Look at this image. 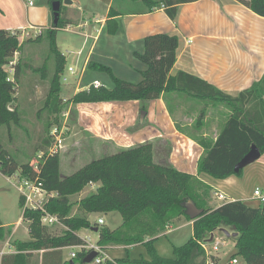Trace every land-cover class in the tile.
Instances as JSON below:
<instances>
[{
    "label": "trees",
    "instance_id": "1",
    "mask_svg": "<svg viewBox=\"0 0 264 264\" xmlns=\"http://www.w3.org/2000/svg\"><path fill=\"white\" fill-rule=\"evenodd\" d=\"M54 1L61 3V14L63 0H48L50 10ZM130 1L141 2L144 5L142 10H145L142 13L163 9L167 17L174 21L180 5L199 0ZM235 1L264 18V0ZM116 15L110 7L107 15L110 34L116 32ZM66 26L67 21L59 15L56 25L52 23L50 28L41 29L40 34L24 39L20 45L17 41L18 31L0 29V126H6L8 130L11 127L18 130L24 128L16 105L21 75L20 60L15 65L11 78L5 69L14 55L19 54L25 44L37 43L45 36L49 41V53L55 60L51 76L46 64L37 68L26 65L28 70L47 83L42 107L36 113L38 120H41L43 114L47 116L42 145L36 147L38 150L35 153L32 151L34 155L31 160L19 165L0 145V173L6 177L17 175L19 179L27 181L37 178L43 189L53 194L46 202L45 210L48 214L56 216L64 227L58 233L51 232L49 227L41 225L42 214L39 211L24 209L22 220L28 224L29 240L14 241L11 245L14 253L3 254L0 264H66L61 263L60 250L82 245L84 241L78 236V232L92 228H97L96 243L102 249L113 246L145 247L148 260H131L126 257L114 260L116 264H207L200 242L206 241L209 235L223 227L237 234L234 238V257H241L245 264H264V207L251 208L235 201L211 209L208 204L211 188L197 176L179 172L172 165L155 164L150 143L121 149L115 154L92 160L67 177L60 175L59 154L49 152L54 143L52 134L50 135L52 126L55 124V129H60L61 116L67 104L144 102L158 99L165 94L183 93L200 101L223 105L231 112L215 141L193 137L204 149L197 162V173L217 180L231 176L240 177L243 169L235 173L234 168L250 151L251 146H255L261 155L264 154V76L234 97L186 73L177 72L171 76L170 71L176 61L177 37L156 34L144 38L143 53L133 54L147 67L142 72L141 82L131 84L122 81L113 75L110 68L90 63L89 70L106 73L114 87L108 89L103 86H91L64 102L60 97V90L66 60L58 51L56 34ZM142 110L144 111V108ZM50 116H53L52 123ZM35 164L39 167V173L34 170ZM90 184H98V187L80 199L76 214H71L73 204L70 198L81 193ZM19 203L23 205L21 196ZM187 203H192L202 210V215L191 220L186 215ZM111 212L118 213L122 219V224L115 230L100 227L97 221L92 225L87 219L91 214ZM181 219L192 221V236L184 244L173 246L172 258L159 256L154 247L156 239ZM4 236L0 233V240ZM34 253H41L40 258H35ZM86 255L83 251L78 252L74 259L82 263ZM212 260L213 264H216L217 258ZM70 263L73 264L72 261L68 264ZM102 264L112 263L105 261Z\"/></svg>",
    "mask_w": 264,
    "mask_h": 264
},
{
    "label": "crops",
    "instance_id": "2",
    "mask_svg": "<svg viewBox=\"0 0 264 264\" xmlns=\"http://www.w3.org/2000/svg\"><path fill=\"white\" fill-rule=\"evenodd\" d=\"M9 1L5 0L6 3ZM69 1H71L70 5L77 10L84 4L83 0ZM92 2L102 4L103 12L99 16L95 14L96 12L87 10L89 15L92 13L90 21L84 18H80L81 20L71 18L68 16L69 9H64L66 28L81 38L80 47L64 55L66 63L70 60L73 64V67H69L72 73L68 71L69 76L73 77L72 81L67 83L64 73L61 79L62 83H65L66 91H72L70 98H61L64 102L95 84L108 89L114 87L106 73L89 70L90 63L110 68L113 75L122 81L131 84L141 82L142 72L147 67L133 54L143 53L144 38L156 34L177 37L176 61L170 71L171 76L177 72L186 73L233 97L250 88L264 76V18L254 14L235 0H199L182 4L178 7L174 21L167 17L163 9L151 13H142L145 11L142 9L125 13L114 10L117 15L114 17L116 32L113 34L108 32L107 15L109 8H113L117 0ZM24 7L29 11L26 20L29 30L50 28L45 26L48 16L45 8L38 16L34 5L28 7L26 3ZM5 12V5L0 2V18L8 16ZM82 12L85 11L82 10ZM1 22L4 24L2 19H0ZM72 22H75V27L79 28L80 32L72 31ZM21 27L25 28L22 24L12 28ZM6 30L9 31L11 28ZM67 56H70V59ZM119 103L123 102L69 104V107L76 112V122L73 127L81 130L82 136L84 138L86 136L88 143L96 142L99 146L126 149L150 143L155 164L172 165L179 172L197 176L202 183L211 188V199L208 203L211 209L235 201H240L251 208L264 207V203L252 199L255 189H259L264 195V154L245 166L240 177L231 176L224 180H217L206 174L197 173V162L204 149L193 139L203 137L209 141H215L231 113L223 105L200 101L183 93L165 94L141 106V109L144 108L145 117L141 127L134 130L136 116L131 119V125L111 123L114 121V116L119 117L124 114V111H121L123 106ZM120 140L125 144H122ZM90 185H95V189L98 187L97 184ZM216 194H223L225 200L219 201ZM174 224L177 225L175 228H173ZM174 224L166 230L165 234L158 236L156 241L160 237L172 234L176 237L184 227L190 229V237L192 236V221L181 219ZM62 228L64 229L62 225L49 227L51 232L56 233L63 230ZM227 229L223 227L217 231ZM210 237L211 235L206 239ZM6 243L4 242L3 247ZM155 244L154 247L159 256L173 257L172 249L176 245L173 244L170 248L168 246L158 248ZM120 247L128 250L134 246ZM73 248L76 249L67 247L60 250L61 263H64V249ZM34 256L40 258L41 253L38 255L34 253ZM104 257L112 260L105 254ZM143 259L148 260V257Z\"/></svg>",
    "mask_w": 264,
    "mask_h": 264
},
{
    "label": "rangeland",
    "instance_id": "3",
    "mask_svg": "<svg viewBox=\"0 0 264 264\" xmlns=\"http://www.w3.org/2000/svg\"><path fill=\"white\" fill-rule=\"evenodd\" d=\"M92 1L90 2L89 0H83L84 4L79 10H77L76 7L65 4V0H63V9L60 14L61 19H64V16H66L64 12V9L66 8L69 9L67 10L69 12L68 16L76 20H81L84 18L90 21L92 13L89 15L90 13L87 10L90 12H96L95 14L101 16V13L103 12L102 4H96ZM0 2L1 4L5 5V13L8 15L5 18H0L4 23H0V29L6 30V28H11V30H9L10 32L17 30L18 32H16V34L20 36L24 27L18 29L12 27L22 24V26H25V30L22 32L23 35L28 34L31 38H34L38 34L36 33L37 30L28 29L26 20L29 11L26 7H24V5L27 3V0H10L9 3H6L5 0H0ZM33 5L38 16L41 15L43 8L48 11L47 22L45 26L51 27L53 20L48 0H34ZM143 8L144 5L141 2L135 3L130 0H117L113 6L114 10H117L121 13L133 12ZM82 10L85 12H82ZM71 27L72 31L80 32V29L75 27V22L71 23ZM56 45L58 51L66 56L68 51H73L80 47L81 38L74 35L71 31L60 29L56 34ZM67 57L70 59V56ZM19 60L21 65V75L19 78L20 83L17 89L16 105L20 111L24 128L23 130H18L11 127L10 130H8L6 126H0V145L9 153V155L16 161L18 165L25 164L28 160H31L34 155H32V151L34 150L35 153L38 150L36 147H40V145H42V138L45 136L44 122L47 117L46 114H43L41 115V120L36 118V113L42 107L44 98L46 96L47 83L45 81H41L38 75H34L30 70H28L26 65L37 68L43 64H46L50 76L53 74L55 67V60L49 53V41L45 36L42 37V39L37 43L25 44L19 54L17 53L14 55L10 65L5 67L10 78L12 77L15 65ZM70 66L73 67V64H71L70 60H68L64 67V76L67 78V83H70L73 78L69 76L68 68ZM61 84L62 89L60 97L65 99L66 97L70 98L72 91L67 89V92L65 83H62L61 81ZM146 102L147 101H127L126 103H119L123 106L121 111H124V114L120 115L119 117L114 116V121H111V123L129 125L131 119L136 116L133 129L137 130L139 127H141L140 115L143 112L141 106H144ZM69 108V104H67L61 116V126L58 130L60 135V142H58V154L60 157L61 177L70 176L92 160L115 154L121 150L120 148L114 149L111 146H99L96 142L88 143L86 136L85 138L82 136L81 130L73 127L76 122V112L72 108L69 110ZM116 118L118 119L116 120ZM49 120L52 123L53 116H50ZM55 126V124L52 126L51 132L55 129ZM120 142L125 144L124 141L120 140ZM95 190V185H88L81 193L72 196L70 198L71 203L73 204L71 214H76L78 201ZM23 194L28 195L30 194V191L27 187L23 189L21 188V185L17 179V175L6 177L0 173V228H2L0 233L5 235L4 238L0 240V248L2 247L0 252L3 251L4 253H14V249L11 246L14 241L26 242L29 240L28 225L25 221H22L24 204L20 205L19 203L20 196ZM98 218H102L104 222V224L100 227H105L110 230H115L122 224L121 216L116 212L107 214H91L87 216L88 221L92 225L96 223ZM176 226L177 225L174 224L173 228ZM58 227H60V225H58ZM167 229H169V227ZM226 231L229 233L228 238L222 233H216V237H222L224 235L227 243V246L221 248L217 253H215V256L218 257L216 264H233L232 259H235L237 264H245L241 257H234L236 250L234 247L232 231L228 229ZM10 233L12 234L10 235ZM172 235L162 238L160 237V239L156 241V247L160 248V246H168L170 248L173 244L176 246L184 244L190 238V229L188 227H184L182 230H180L178 236L175 237ZM9 236H11V238H9ZM79 236L81 238L89 237L92 243L97 241V234L91 230L82 229L79 231ZM6 240L9 241L11 248H7L6 246L3 247L4 242H7ZM72 251L76 254L78 252V250L74 248L64 249L63 262L68 264L72 261L73 264H82L79 260L71 258L70 253ZM103 252L112 260L123 259L126 257L131 258V260L148 257L143 245H137L128 250L120 246L113 247L110 249H105ZM162 257H164V255Z\"/></svg>",
    "mask_w": 264,
    "mask_h": 264
},
{
    "label": "built area",
    "instance_id": "4",
    "mask_svg": "<svg viewBox=\"0 0 264 264\" xmlns=\"http://www.w3.org/2000/svg\"><path fill=\"white\" fill-rule=\"evenodd\" d=\"M33 1L34 0H28L27 1V6L32 7L33 6ZM25 29L21 31V35H17V41L18 44L20 45L24 38H29L30 36L28 34L23 35L22 32ZM65 31H69L67 28ZM41 29H38L36 33L40 34ZM37 34V35H38ZM68 71L72 73V69L69 68ZM63 78V76H62ZM65 80V79H64ZM100 85L95 84L94 88H98ZM52 138L54 140L53 146L50 149V154L58 153L59 147H58V142H60V135L58 133V130L54 129L51 132ZM41 156V155H40ZM39 156V157H40ZM34 170L39 173V167L37 164L34 165ZM19 184L21 185V188H28L30 191V194L28 195H21L23 198V204H24V209H30L34 211H39L42 214L41 217V225L46 226V227H52L54 225H60L59 220L56 216L50 215L47 213L45 210V204L48 201L49 198L53 197V194L47 193L42 186V183L38 181L36 178L34 181H27V180H21L17 177ZM216 198L219 201H224L225 197L223 194H216ZM252 199L259 201L260 203H264V195L259 189H255L252 193ZM23 209V210H24ZM98 226H102L104 224L102 218H98L97 220ZM220 234L222 233L221 231H217ZM216 232V233H217ZM216 233H212V240L211 241H201L200 246L205 252L206 255V263L207 264H213V258H216L215 253H217L221 248L227 246L226 239L224 235L216 237ZM223 234V233H222ZM84 243L80 246L75 247L76 249L79 250V252H85L89 253L91 251L96 252V257L93 259L92 263L93 264H102L105 261H110L112 264H116L114 260H110L108 258H105L103 256V249L97 245V243H92L90 238H82ZM7 248H11L9 245V241H7L6 245ZM8 253H13V252H8ZM5 254L3 251L0 252V257ZM71 258L76 257V253H71L70 254ZM233 264H237V261L235 259H232Z\"/></svg>",
    "mask_w": 264,
    "mask_h": 264
},
{
    "label": "water",
    "instance_id": "5",
    "mask_svg": "<svg viewBox=\"0 0 264 264\" xmlns=\"http://www.w3.org/2000/svg\"><path fill=\"white\" fill-rule=\"evenodd\" d=\"M65 4L70 5L71 1L65 0ZM60 6L61 3L59 1H54L51 4V12H52V18H53V24L56 25L58 22V18L60 15ZM145 117V112L143 111L140 115V122H143ZM261 154L258 151V149L255 146H251L250 151L237 163V165L234 168V172L237 173L240 170H242L245 166L253 163L254 161L258 160L260 158ZM186 209V215L191 219L195 220L198 217H200L203 213L202 210L197 209L192 203H187L185 205ZM92 231L94 233L97 232V228H92ZM227 238L229 237V233L226 230H220ZM236 233L232 235L233 238L236 237ZM212 240V236L208 239V241ZM96 252L91 251L89 252L82 260L83 264H89L92 263L93 259L96 257ZM72 264V263H70Z\"/></svg>",
    "mask_w": 264,
    "mask_h": 264
}]
</instances>
